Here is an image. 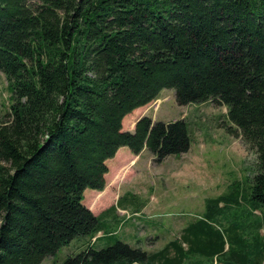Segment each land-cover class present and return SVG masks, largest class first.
<instances>
[{"label": "trees", "instance_id": "1", "mask_svg": "<svg viewBox=\"0 0 264 264\" xmlns=\"http://www.w3.org/2000/svg\"><path fill=\"white\" fill-rule=\"evenodd\" d=\"M0 73L13 91L0 121V264H41L99 232L60 264L263 263L264 0H0ZM165 88L179 104L225 105L257 173L155 249L108 240L116 206L83 203L105 186L107 159L123 145L158 159L189 148L184 119L122 129Z\"/></svg>", "mask_w": 264, "mask_h": 264}, {"label": "rangeland", "instance_id": "2", "mask_svg": "<svg viewBox=\"0 0 264 264\" xmlns=\"http://www.w3.org/2000/svg\"><path fill=\"white\" fill-rule=\"evenodd\" d=\"M12 96L6 76L0 73V121L8 119ZM144 117L152 122L184 119L191 138L188 150L158 159L146 147L134 153L128 146H120L107 159L105 186L85 189L83 203L97 215L116 206L115 212L105 215L113 233L108 240L120 238L131 245L155 249L204 213L207 198L250 184L258 160L230 122L223 104H179L174 90L165 88L154 100L128 113L122 129L134 131ZM103 234L99 232L91 240L75 238L41 264H60L66 255L90 243L100 245Z\"/></svg>", "mask_w": 264, "mask_h": 264}]
</instances>
